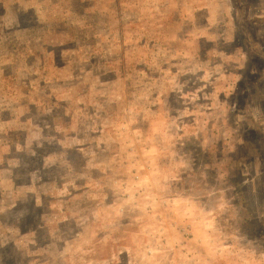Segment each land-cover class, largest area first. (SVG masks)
Instances as JSON below:
<instances>
[{
  "label": "rangeland",
  "instance_id": "1",
  "mask_svg": "<svg viewBox=\"0 0 264 264\" xmlns=\"http://www.w3.org/2000/svg\"><path fill=\"white\" fill-rule=\"evenodd\" d=\"M0 264H264V0H0Z\"/></svg>",
  "mask_w": 264,
  "mask_h": 264
}]
</instances>
